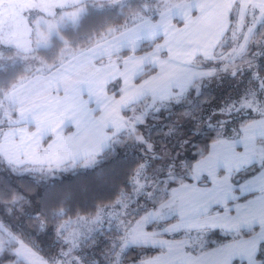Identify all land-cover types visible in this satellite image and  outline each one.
I'll return each instance as SVG.
<instances>
[{
	"label": "snow or ice",
	"instance_id": "obj_1",
	"mask_svg": "<svg viewBox=\"0 0 264 264\" xmlns=\"http://www.w3.org/2000/svg\"><path fill=\"white\" fill-rule=\"evenodd\" d=\"M220 81L235 98L199 120L190 98ZM165 113L164 136L208 130L194 163L157 151ZM0 172L23 180L0 181V264H99L105 224L107 264H264V0H0Z\"/></svg>",
	"mask_w": 264,
	"mask_h": 264
},
{
	"label": "trees",
	"instance_id": "obj_2",
	"mask_svg": "<svg viewBox=\"0 0 264 264\" xmlns=\"http://www.w3.org/2000/svg\"><path fill=\"white\" fill-rule=\"evenodd\" d=\"M218 84L214 86V84L206 86L202 95H196L193 93V96L190 98L191 103L187 105V107L193 109V114L198 117L201 121L211 120L215 122V120L220 119L222 117L219 116L218 109L221 108L225 102L228 101L229 98H235V86L230 85L225 81L217 82ZM183 110V109H179ZM215 113V114H214ZM248 113H242L238 115H234L232 120H234V124L237 121L244 118H248ZM174 118V117H173ZM170 118L167 113L164 114L163 122L159 119L154 120L150 125L147 126V133L151 136L152 141L155 143L157 151H160L161 146L166 147L167 150L171 154H175L176 152L180 153V156L189 161L195 160V153L197 149L203 148L207 143L210 142L209 132L206 128L203 130H199L196 127L197 120L191 119V117L182 119L178 130L172 133L169 136H164L163 132L167 131V128H163V132L161 128L163 127V123H168ZM230 121V123L232 122ZM232 127L233 124H231ZM230 125V127H231ZM184 141H188L184 143ZM138 155H142V151L139 148L132 149L129 151V166L133 165L134 158ZM106 167L110 168L111 165H106ZM253 175L252 172L248 174L249 177ZM245 178V177H244ZM64 184H71L74 186L80 185L82 183L88 182L90 177L80 176L74 177L71 175H66L65 177L60 178ZM124 179V171L120 170L119 174L114 177V179L105 187L102 188H92L86 196L83 198V206L86 208H90L93 203H99L101 201L108 203L110 200L114 199L115 193L117 191V185L123 186L121 181ZM0 181H4L15 186L17 182H23L22 178L11 176L7 173L0 172ZM39 195V192L36 193ZM103 232L102 235H100ZM108 225H104L95 233V236H107ZM50 241H45L41 243V248L47 253L49 249ZM140 250V249H139ZM137 248L129 249L125 254L122 260V264H126L127 262H131L133 259H138L143 255L151 254L154 251L151 249H145L139 251ZM90 254L95 255V252L92 248L89 250ZM44 252H41V255H44ZM99 264H107V261L102 262L99 260Z\"/></svg>",
	"mask_w": 264,
	"mask_h": 264
},
{
	"label": "rangeland",
	"instance_id": "obj_3",
	"mask_svg": "<svg viewBox=\"0 0 264 264\" xmlns=\"http://www.w3.org/2000/svg\"><path fill=\"white\" fill-rule=\"evenodd\" d=\"M218 83H214V86L215 85H217ZM245 117V116H244ZM243 117V118H244ZM234 120H232V122L230 123V125L231 124H233V126L235 127L236 126V124H234ZM231 127H232V125H231ZM251 171H242L241 173H239L238 175H237V177H236V180L238 181V182H242V180H244L243 178L244 177H246V176H248V174L250 173ZM98 229H100V228H98ZM101 234L100 235H102L103 234V232H100ZM97 234V233H96ZM213 239H215V237H213ZM107 240H108V236H96V245H95V247L94 248H92L93 250H94V252H95V256H97V258H98V260H100V261H102V262H105L106 260H105V258H104V256H102V255H100V253L103 251V250H105L106 249V247H107ZM138 250L140 249V248H137ZM141 250H145V249H140L139 251H141ZM155 254V252H153V253H151V254H147V255H154ZM39 255L40 256H43V255H41L40 253H39ZM140 258H138V259H133L130 263L129 262H127L126 264H136V262L139 260Z\"/></svg>",
	"mask_w": 264,
	"mask_h": 264
},
{
	"label": "crops",
	"instance_id": "obj_4",
	"mask_svg": "<svg viewBox=\"0 0 264 264\" xmlns=\"http://www.w3.org/2000/svg\"><path fill=\"white\" fill-rule=\"evenodd\" d=\"M249 177H250V176H249ZM249 177H245V178H243V179L245 180V179H247V178H249ZM242 182H243V180H242Z\"/></svg>",
	"mask_w": 264,
	"mask_h": 264
}]
</instances>
